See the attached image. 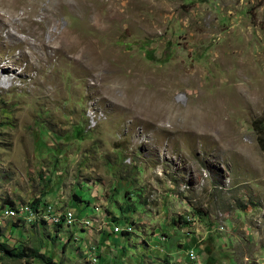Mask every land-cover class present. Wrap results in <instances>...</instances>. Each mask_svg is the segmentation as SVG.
Listing matches in <instances>:
<instances>
[{"label": "rangeland", "instance_id": "1", "mask_svg": "<svg viewBox=\"0 0 264 264\" xmlns=\"http://www.w3.org/2000/svg\"><path fill=\"white\" fill-rule=\"evenodd\" d=\"M0 24V243L26 254L0 264H87L66 231L114 225L149 264H264V0H0Z\"/></svg>", "mask_w": 264, "mask_h": 264}, {"label": "crops", "instance_id": "2", "mask_svg": "<svg viewBox=\"0 0 264 264\" xmlns=\"http://www.w3.org/2000/svg\"><path fill=\"white\" fill-rule=\"evenodd\" d=\"M47 173L49 174V172H47ZM54 176H57L56 171L54 172ZM45 177H46V173H43L42 178L44 180H45ZM49 177H50V175L49 176L47 175L46 180H48ZM57 178H58V176L55 177V179H57ZM54 182H55V180H53V183ZM54 199L56 200V199H58V197L57 198L54 197ZM45 202H48V201H45ZM92 214H94V213H92ZM89 229H92V228H88L87 230L86 229L82 230V229H79L77 227L69 229L68 231H66L68 233L67 237L65 234V237H66L65 240L68 241V243L64 244V245L65 246L69 245L70 247L74 245L75 249H78L79 251H81L83 257H85V258L91 252V254L89 256H92V255H93L92 257L97 256V259H98L97 264L99 262H101L102 264H149L152 261H155L151 257V256H153L152 254H154L155 252H156V254H158L159 257L163 256V254L168 255L165 252V250L157 249L158 251H155V249H152L148 246H145L146 247L145 252L142 253V251H141V252H138L137 254H133L134 256H132L131 252H129V250L125 246V238H127V237L121 236L122 238L124 237V240L122 238L119 239L117 237L116 238L114 237L115 239L113 241H115V244H113L114 247L111 248L110 246H112L111 243H113V241L111 243L107 242L106 244H102L100 242V240L102 239V236L97 235L96 232H93ZM112 234L119 235V234L114 233V232ZM117 240H119L120 243H118ZM144 240H146V239L144 238ZM95 242H98L97 246L94 244ZM129 244H131V243H129ZM130 246L132 247L133 245L131 244ZM93 248H94V251L91 250ZM133 257H134V260H133ZM170 258H172V257L170 256ZM169 262L172 263V261H169ZM89 263H90V261H89ZM89 263H87V264H89ZM175 263H176V261H175ZM172 264H174V263H172Z\"/></svg>", "mask_w": 264, "mask_h": 264}, {"label": "bare ground", "instance_id": "3", "mask_svg": "<svg viewBox=\"0 0 264 264\" xmlns=\"http://www.w3.org/2000/svg\"><path fill=\"white\" fill-rule=\"evenodd\" d=\"M56 14H57V11L54 13V15H56ZM0 26H2V24H0ZM39 45H40V43L38 41V45L37 46H39ZM29 49H31V48H29ZM31 50H32V52H31L30 56L39 63V66L31 58L27 57L28 58V61H30V67L31 68H35V69H42V67H43L42 66V63L45 61L44 59L46 58L47 55H41V54H38L37 52H35L33 49H31ZM51 51L54 52V53H57L58 52V49L51 50ZM49 54L50 53H48V55ZM18 208L19 207H17V210L19 211ZM40 209L41 208H39L38 211H33V210L31 211V208L30 207H27L25 209V213L28 214V218L30 217L31 220L41 219V220H43L45 222H48V223H51V224L58 222V216L63 213V211L60 209V207L57 206L56 203L55 204L54 203H47V204H45L43 206V208L41 210ZM98 209H99V207H98ZM98 209L97 208L96 209L93 208V213L94 214L92 215L91 218H94V215L96 214L94 212V210L97 211ZM9 212H12L13 213L15 211H13L12 209H9V210L5 211V214H7V215L11 214ZM89 220L90 219L87 218L85 220H81L80 223L83 226L88 227L89 224H90V221ZM123 231H124V229H122V228H118V231H115V227H113V232L114 233H117V234L120 235Z\"/></svg>", "mask_w": 264, "mask_h": 264}, {"label": "trees", "instance_id": "4", "mask_svg": "<svg viewBox=\"0 0 264 264\" xmlns=\"http://www.w3.org/2000/svg\"><path fill=\"white\" fill-rule=\"evenodd\" d=\"M260 145H261V148L264 151V143L261 142ZM74 198L76 199V201H80L81 202V199L79 197L74 195ZM40 202H41L40 199H35V200H32L29 205H30L31 209H33V208H38V209L41 208L42 209L43 206L40 205ZM86 203H88V202H86ZM11 205H13V204H11ZM38 209H33V211H38ZM66 214L67 213L60 214L58 216V222L53 223V224L57 225V227H58V225H63L65 223L72 224L74 219H76V218L73 217L74 216L73 214H71V218H67V216H65ZM80 221H81V219H80ZM126 235H127V233H122L121 234V236H126ZM91 250L94 251V248L91 249ZM0 253L7 254V255H10V256L16 257V258H22V257H24L26 255L25 251L23 249H21V250H18V249L8 250V249H6V247H5V245L3 243H0ZM32 255H33V258H37L39 261L45 262L46 264H53L50 259H47L42 254H39V252L37 250H34ZM90 262L94 263V264H97V262H98L97 256L96 257H91Z\"/></svg>", "mask_w": 264, "mask_h": 264}, {"label": "built area", "instance_id": "5", "mask_svg": "<svg viewBox=\"0 0 264 264\" xmlns=\"http://www.w3.org/2000/svg\"><path fill=\"white\" fill-rule=\"evenodd\" d=\"M33 209H38V208H33ZM33 209H31V211ZM0 213L2 214L1 209H0ZM65 216H67V218H71V213L68 212ZM113 227H115V231H118V227H116L115 225ZM198 242H200V241H198ZM188 257H189L190 260H195L196 259V253H194L193 251H190L189 254H188Z\"/></svg>", "mask_w": 264, "mask_h": 264}, {"label": "clouds", "instance_id": "6", "mask_svg": "<svg viewBox=\"0 0 264 264\" xmlns=\"http://www.w3.org/2000/svg\"><path fill=\"white\" fill-rule=\"evenodd\" d=\"M47 172H49V171H47ZM48 174V173H47ZM47 174H46V177H47ZM56 174H57V176H60V175H62V172H58V171H56ZM48 175H50V172H49V174ZM46 177H45V180H46ZM92 197H93V195H92ZM94 198V197H93ZM95 199V198H94Z\"/></svg>", "mask_w": 264, "mask_h": 264}]
</instances>
